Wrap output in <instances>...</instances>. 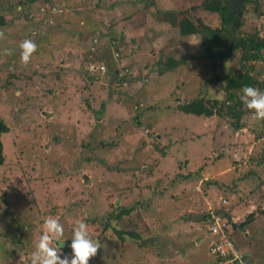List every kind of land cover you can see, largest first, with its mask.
Returning a JSON list of instances; mask_svg holds the SVG:
<instances>
[{
  "label": "rangeland",
  "instance_id": "obj_1",
  "mask_svg": "<svg viewBox=\"0 0 264 264\" xmlns=\"http://www.w3.org/2000/svg\"><path fill=\"white\" fill-rule=\"evenodd\" d=\"M29 1L0 0V18L11 27L0 26L5 33L0 40V118L7 123L12 115L20 119L17 125L8 123L4 138L6 180L0 174V192L8 195L9 215L0 221V238L7 236L4 229L14 233H7L8 243H0V264H29L49 215L64 225L60 243L66 255L72 253L77 224L89 225L90 237L103 246L101 259L93 257L89 264H217L209 247L222 235H209L205 226V217L212 214H228L237 225L251 221L242 229L229 226L232 242L250 264H264V121L244 116L242 129L234 132L217 115L201 118L173 110L196 97L203 85L213 91L208 79L216 71L195 47L199 37H182L171 26L169 12L177 10L180 0ZM204 17L215 25V16ZM253 21L264 35L263 20ZM83 33L93 42L89 37L81 42ZM24 39L38 45L28 65L20 60ZM113 39H119L122 59L95 61L92 48L97 54ZM4 49L13 54L3 55ZM179 56L180 66L164 71L163 63ZM88 62L104 64L109 73L91 79ZM230 66L226 62L219 71ZM8 71L18 82L4 91ZM117 74L125 83L117 81ZM103 142L106 146L100 147ZM252 153L262 157L256 162L263 160L257 170L247 166ZM178 166L184 177L198 170L200 175L179 179L171 193L167 184L153 186L159 178L163 183L166 176L173 178ZM135 183L143 186L141 196ZM128 194L136 201L156 194L149 201L153 209L136 228L138 234L148 221L149 233L161 244L154 250H140L112 229L103 230L108 214Z\"/></svg>",
  "mask_w": 264,
  "mask_h": 264
},
{
  "label": "trees",
  "instance_id": "obj_2",
  "mask_svg": "<svg viewBox=\"0 0 264 264\" xmlns=\"http://www.w3.org/2000/svg\"><path fill=\"white\" fill-rule=\"evenodd\" d=\"M36 1L37 0H30L29 2L35 3ZM100 1L101 0H99V2ZM94 6L97 8L101 7V5L98 3ZM147 8L148 7L145 8V11L148 10ZM193 8H196V11H193ZM109 9L110 8H108V10ZM169 13L172 14L169 16L170 24L172 27H176L178 29L180 36L199 37V46L195 45V47L202 49L203 56L206 62L209 63L210 69H216V71L212 73L213 78L211 77V79H208V82L210 80V83L213 84L214 87L212 88L215 91L209 92L210 85H203L196 97L188 102H179L173 107V110L176 112H181L182 114L193 115L201 118H212L214 115H217L220 117V119H226L232 130L237 132L243 127L241 124V119L244 116L253 115L240 100V96L242 94L241 89L245 86H253L264 92V76H262L264 72V35L261 33V30L257 29L256 23L253 21L260 19L264 22V0H180L177 10L171 11ZM205 14L216 17V23L214 26L205 23ZM53 24L54 26H58L57 20H54ZM61 25L67 26L69 23L67 21H63V24L61 23ZM0 26L11 28L5 24L3 18H0ZM83 34L84 38H79L81 42L85 41L88 37L89 44L93 42V36H90L86 33ZM34 35L37 36V33L35 32ZM101 40L102 35L99 36L97 40L98 43ZM119 45V39L116 40V42L114 39L112 40V46L118 48ZM99 52H101V55L103 54V57H96L95 61L102 62L106 60V56H108V48H102L99 50ZM180 57L181 56H179L178 59L169 57L163 63L165 66L164 71L172 72L177 69L181 64ZM88 60L91 61L89 58ZM226 62H229L231 66L225 73H222L219 71V69L220 67L224 66ZM108 71L105 75H103L102 78L106 77ZM15 80L18 82L17 76L11 71H8L2 84V89L4 91H9L15 84ZM121 81L125 82V79H122ZM14 89L18 90L19 87L14 86ZM221 89L223 90L222 93L220 92ZM23 91L25 90L23 89ZM19 121V116L15 117L12 115V119L10 123H8H15V125H17ZM8 123L4 119L0 118V174L3 176L4 181L6 180V173L2 170L7 163V161H5L6 150L4 138L10 132V126ZM99 144H101L100 147L106 146L104 142ZM155 150L156 148L154 151ZM259 158L262 159L260 155H255L253 153L250 154L247 159V166L257 170L263 161L261 160L256 162V160ZM182 167L183 166L177 167L180 168L178 170L179 172L175 174L173 178L172 176H166L165 183H163L162 178H159L155 181L153 186L162 189L164 187L163 184H167L170 187L169 192L171 193V189H176L174 187L176 182L180 181L179 179L188 178L191 180V176L200 175L198 170L195 173L189 172L186 174L189 177H184L181 172ZM146 174L149 173L144 172V175ZM135 175H133V177ZM135 186L139 191V195L141 196L144 193V190L142 189L143 186L138 183H135ZM145 187L147 188V191L151 188L150 186L148 187L147 184ZM129 191L131 192L132 189ZM182 194L183 193L178 192L179 198L184 197ZM155 195L156 194H154L150 199L147 198L140 201H136L134 197H129L130 194L127 195L128 197L120 198L119 201L121 204L118 203L119 207L113 209V211L108 214L103 225V230L105 231L109 228L112 229L121 241L131 240L133 243H136L137 248L140 250L144 248L154 250L160 246L161 244L158 241L159 239H156L154 235L149 233L151 226L148 221L145 220L143 229H141L142 232L139 231V233L136 234V228L140 224L139 218H145L148 213L147 211H149L151 208L153 209L154 207L152 204L153 202L150 203L149 201H154ZM5 196H8L7 193L1 191L0 221H5L4 219H6L9 215L7 211L8 204L4 200ZM178 196L177 194H174L173 198L175 200H179ZM163 198L164 195L160 197L161 200ZM153 216L154 215H152L150 218ZM213 216L218 217L216 214L207 215L205 220L211 221ZM248 216V219H250V217H252V213H250ZM223 217L226 220L227 227L232 225L234 228L239 227L242 229L251 222L249 220H244L242 223L237 225V223L230 221L231 217H229L228 214L223 215ZM146 222L148 223L149 227L146 225ZM208 225L210 224L206 222L205 226ZM20 228L21 227L17 222L16 229L20 230ZM228 229H226V232L229 233ZM156 230L158 236V234H160L158 233L159 229L156 228ZM4 231V233H14L11 229H4ZM7 233L6 235L8 236L9 234ZM7 236L5 237L4 234L0 238V243H8L10 240L8 239L9 236ZM164 237L165 236H162V238ZM16 239L18 243H22V238L20 236ZM139 241L140 245H138ZM101 248H103V246H101ZM110 248L111 247L106 248L105 252L109 253ZM234 248L237 252H240L235 244ZM14 251L15 250H12L13 254ZM99 251H101V249ZM99 251L95 257L98 256L100 260L101 256ZM245 260L247 264H250L246 257ZM29 264H31V262Z\"/></svg>",
  "mask_w": 264,
  "mask_h": 264
},
{
  "label": "clouds",
  "instance_id": "obj_3",
  "mask_svg": "<svg viewBox=\"0 0 264 264\" xmlns=\"http://www.w3.org/2000/svg\"><path fill=\"white\" fill-rule=\"evenodd\" d=\"M51 10V13L53 12V14L58 13L53 7L51 8ZM2 39H5V33L3 30H0V40ZM108 46L106 45V47H103L108 48V56L110 55L111 59H113L115 62L121 60L122 55L120 54L118 48L112 47V41L111 44H108ZM19 49L21 62L24 65H28L32 61L34 54L37 52L38 45L32 39H24L20 42ZM2 54L5 56H10L13 54V51L10 49H4ZM115 54H117V56ZM88 64V70L91 73V78L99 77L102 79L103 75H105L107 72V67L104 64H101L98 67L93 66L90 63ZM101 68H103V70H101ZM115 72H119V70L116 69ZM125 73H128L127 69H125ZM120 76V74H117V81L125 83L121 81L122 78H120ZM222 91L223 90L221 89L220 92L222 93ZM241 93L242 94L240 96V100L243 102L245 107L253 114L254 118L260 121H264V92L253 86H245L241 89ZM224 204H226V202ZM216 215L219 216V214ZM213 219L214 218L212 217V220L208 221V224H210L207 226V232L209 235H213L209 230L210 226L212 225ZM42 228L43 232L38 242L35 243L34 251L30 255L31 264H89L90 259L95 257L98 251L101 249L100 241L90 237L89 225L85 222H79L73 231L70 245L72 250L71 255H66L61 252V248L64 244H61L60 241L64 236L65 229L64 225L60 223L59 217H54L51 215L45 217L43 220ZM228 230L229 233L226 232V230L222 233L224 237L226 236V238L234 246L231 238L230 228ZM210 248L211 247H209V252L211 253ZM211 255L215 256L212 253ZM230 257L231 256H228L227 258ZM245 257L246 256L244 254V260ZM215 259L217 260V264L224 263V261L220 259V256H215Z\"/></svg>",
  "mask_w": 264,
  "mask_h": 264
},
{
  "label": "built area",
  "instance_id": "obj_4",
  "mask_svg": "<svg viewBox=\"0 0 264 264\" xmlns=\"http://www.w3.org/2000/svg\"><path fill=\"white\" fill-rule=\"evenodd\" d=\"M115 55L117 56V54ZM101 70H103V68H101ZM213 218L214 219L209 230L213 235H222V239L211 246V253L215 256H220V259L224 261L223 264H247L244 260V254L242 252H237L233 244L226 238V236L224 237L222 233L229 228L227 227L226 220L219 216H213ZM228 256L231 257L227 258Z\"/></svg>",
  "mask_w": 264,
  "mask_h": 264
},
{
  "label": "crops",
  "instance_id": "obj_5",
  "mask_svg": "<svg viewBox=\"0 0 264 264\" xmlns=\"http://www.w3.org/2000/svg\"><path fill=\"white\" fill-rule=\"evenodd\" d=\"M92 54L95 56V57H103V54L101 55V52H99V53H95V51H94V49L92 48ZM136 56H137V54H136ZM132 60H134V59H132ZM89 61V60H88ZM89 63V62H88ZM108 70H110V69H107V71ZM115 72V71H114ZM108 73H109V71H108ZM92 79V78H91Z\"/></svg>",
  "mask_w": 264,
  "mask_h": 264
}]
</instances>
